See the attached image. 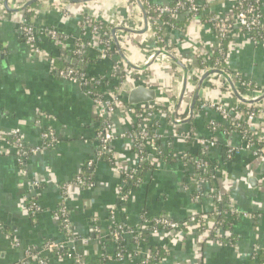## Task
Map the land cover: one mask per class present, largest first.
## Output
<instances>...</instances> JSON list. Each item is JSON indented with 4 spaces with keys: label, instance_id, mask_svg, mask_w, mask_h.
Wrapping results in <instances>:
<instances>
[{
    "label": "crops",
    "instance_id": "obj_1",
    "mask_svg": "<svg viewBox=\"0 0 264 264\" xmlns=\"http://www.w3.org/2000/svg\"><path fill=\"white\" fill-rule=\"evenodd\" d=\"M27 1L9 0V6L19 7ZM236 1L198 0V4L203 11L228 15ZM173 2L150 0L154 5ZM2 3L0 0V6ZM26 11H32L29 21L37 27L36 46L28 43L21 31V23L27 21ZM87 13L110 42L105 57L101 34L87 37L84 32L88 30L84 23ZM0 14V131L8 135L18 130L26 148L40 146L37 153L18 159L11 146L12 137L0 143V150L10 148V153H0V264L19 263L25 250L38 252L46 242L63 241L65 233L54 214L59 190L84 169L90 170L92 182L71 183L67 195L71 229L80 240L82 256L103 258V264H138L129 254L123 261L116 259L113 244L99 238L96 228L106 229L109 221L132 227L144 214L180 224L177 231L149 234L152 243L166 250L154 264H259L257 257L264 251V157H253L245 150L227 157L226 147L241 146L242 138L230 129L229 120L208 104L237 106L233 117L244 123L249 135L264 148V99L241 103L226 82L210 75L201 85L195 102L200 106H194L191 119L174 123L171 114L180 99L176 119L188 117L196 84L205 67L215 64L216 59V67L226 71L234 82L247 80L260 89L255 92L264 91V40L255 41L235 31L225 39L219 38L202 20L204 12L187 16L179 11L172 18L147 13L144 32H116L120 55L111 29L121 25L140 31L144 26L134 0H37L19 12H4L0 7ZM167 20L172 25H162ZM46 28L54 29L58 38L46 36ZM82 39L90 45L79 57L84 58L86 73L94 75L90 87L105 84L103 97L116 92L125 102L138 83L155 90L153 114L140 123L150 135L158 137L167 158H156L150 143L141 142L137 149L135 136L121 137L123 133L135 135L139 121L129 113L126 103L109 117L116 138L101 151L100 132L106 116L99 115L86 94L87 87L62 80L53 70V66L66 67L61 52L75 55L76 44ZM155 49L170 51L188 67L185 85L182 67L166 55H158L155 62L145 65ZM252 96L255 99L257 95ZM247 109L254 111L253 118L245 116ZM46 128H51L52 136L45 141L42 137ZM195 138L212 139L216 145L203 155ZM183 157L204 158L212 164L206 179L192 180ZM131 171H140L141 178L133 189L125 191L123 175ZM250 177L256 181H249ZM215 193H220L228 207L246 213L234 217L228 229L219 227L218 241L209 238L192 220L201 217L206 227L215 224ZM123 195L129 196L126 202L119 201ZM31 203L39 206L34 214L28 211ZM112 205L117 206L113 219L109 215ZM123 247L127 253L133 249L130 235H124ZM143 248L149 251L147 245ZM45 264L75 262L67 256H50Z\"/></svg>",
    "mask_w": 264,
    "mask_h": 264
},
{
    "label": "built area",
    "instance_id": "obj_2",
    "mask_svg": "<svg viewBox=\"0 0 264 264\" xmlns=\"http://www.w3.org/2000/svg\"><path fill=\"white\" fill-rule=\"evenodd\" d=\"M144 7L145 5L151 6V11L157 15H166L168 18L174 17L179 11H183L187 14V16L192 15H201L204 12V16H202V20L207 23L213 31L217 33L219 38L225 39L229 37L231 34L238 32L239 34H244L250 36L255 41L264 40V1L263 0H243L239 5L236 11H232V13L228 15H218L213 14L208 11H203L198 4V0H179L176 1L173 5H154L150 3V0H141ZM240 3V0H237L235 6ZM136 5V4H135ZM234 6V7H235ZM1 10L5 12L3 5L0 6ZM89 13L86 14L84 19V23L91 27V34H99L101 33V28L98 24H96V20L93 19ZM2 15L0 14V18ZM172 25L170 21H165L162 25ZM162 27V26H161ZM21 31L24 35L25 40L28 43L33 45L36 44V31L37 27L29 23L28 21H23L21 23ZM46 36L49 38H58L56 31L52 28H46L44 31ZM106 35L105 33H103ZM90 45L89 41L78 42L76 44V48L74 50L75 55H79L82 52V49L88 48ZM36 46V45H35ZM104 53L102 57H105V54L110 50V42L108 39L103 40ZM219 53H222V48H218ZM151 57V56H150ZM219 64V61L216 59L215 64H209L205 67L206 70H210L212 68H217L216 65ZM54 73L58 76V78L79 84L81 86L87 87L86 94L91 97L94 93L93 88L90 87V81L85 78V73L82 70H78L72 67H56L53 66ZM214 79H221L223 83L225 80L219 76L214 75ZM212 78V77H211ZM237 82V83H236ZM235 84L240 91L241 95L244 97L245 92L254 93L256 95L260 94L262 91L255 92L250 90L251 82L247 80H238ZM263 90V89H262ZM257 97V96H256ZM94 104L97 106L99 115L101 117H105L106 119L103 121V129L100 132V147L101 151L107 150L108 146L112 143V141L116 138L114 133L112 132L113 126L110 122V116H113L115 111L118 108H122L125 102L118 96L113 95L111 97L105 98L102 95L91 97ZM245 98V97H244ZM208 106L216 110L222 117H225L229 120V124L232 127L240 128L241 133L240 136L242 138V145L235 147H226L225 153L227 157H230L233 154H238L240 151L245 150L249 152V154L253 157H264V148L261 147L259 141L249 135L248 127L244 126L242 122L236 120L233 117V113L238 110L237 106H227L222 103H209ZM136 109L129 107L128 111L131 114H134L139 118L138 123L136 124L135 135L133 133H123L121 137L130 136L140 141L136 142L135 147L137 149L140 148V144L142 143H150L152 148L154 149V153L156 158L163 155V150L159 145L158 137H154L149 134L146 126L143 123H140L142 119L146 117H151L153 114V109L150 105H145ZM245 116L248 119L254 117V111L251 109H247L244 111ZM180 120V119H177ZM48 131V133H46ZM45 133L43 134V140L46 141L47 137L52 136L51 128H46ZM7 136L13 138L12 149L14 150V155L19 159L21 155H30L35 154L40 150V146L29 147L26 148L23 144L21 137L19 136L18 130L11 131L6 135V133L0 131V143H5L7 140ZM190 138V136H185V138ZM195 143L201 147V154L205 155L209 147H213L216 145V142L212 139L205 138H195ZM3 147V146H1ZM7 147H3L0 150V153H10ZM184 161L187 163V167L190 172V177L192 180L203 179L205 180L207 177V166L208 162L204 158H191V157H183ZM81 182L80 178L71 181L70 183H65L61 186L59 190V203L58 207L55 210V217L59 220V225L64 234V239L62 242H46L41 251L34 252L32 250H25V256L21 259L19 263L16 264H45L47 258L52 256L61 257L67 256L75 262V264H88L84 260V255H81L79 239L73 235L71 224L69 220V210L67 206V195L68 188L71 183L79 184ZM35 186L39 185V182L33 181ZM128 195H123L120 197V202H126L128 200ZM214 199V211L213 216L215 218V224L212 227L205 226L201 217H192V220L197 222V224L207 233L208 237L212 240L218 241L219 237L216 235V231L223 224V219L228 216L237 217L239 215H245V212L239 211L237 208L228 207L224 199L221 197L220 193H215L212 195ZM117 206L112 205L110 207L109 215H111V219H113L114 213L116 211ZM39 206L36 203H31L28 206V211L30 214H34L38 211ZM147 215L142 214L140 217V222L148 224H152V228L150 233H156L159 230L165 231L167 233L172 231H177L179 229L180 224L177 221L165 219L162 217H153L152 219H147ZM1 228V226H0ZM140 228H128L124 229L121 224H113L112 221H109L108 227L106 229L96 228L97 235L105 242H111L113 244L114 257L119 261H123L124 257L127 254L131 255L134 259L137 260L138 264H149V259L151 256L150 251L144 250V246L142 243V239L140 237ZM71 231V232H70ZM124 235H130L133 242V249L128 253L124 250L123 241ZM15 245H18L17 242L14 241ZM122 247V249H120ZM263 255V261L261 264H264V251L261 253Z\"/></svg>",
    "mask_w": 264,
    "mask_h": 264
},
{
    "label": "water",
    "instance_id": "obj_3",
    "mask_svg": "<svg viewBox=\"0 0 264 264\" xmlns=\"http://www.w3.org/2000/svg\"><path fill=\"white\" fill-rule=\"evenodd\" d=\"M34 1H37V0H29L26 3H23L21 6L14 7V8L9 6V0H3L2 4H3V8L6 11H8V12H19V11H23L24 9H26L27 6L29 4H31L32 2H34ZM63 1H67V2H70V3H84V2H90V1H93V0H63ZM134 2L136 4V6L139 8V10L141 11V14L143 16L144 26H143V28L140 31H135L132 28H129V27H126V26H121V25L120 26L119 25L118 26H114L111 29L112 40H113V42H114V44H115V46L117 48V51H118V53L120 55H122V50H121V48L119 46L118 38L116 37V32L117 31H122L123 33H125V32L126 33H142V32H144L147 29L148 23H147V12H146V9H145L143 3L141 2V0H134ZM61 54L63 56L62 58H63V61H64L66 67H72V68H75V69H82L83 71H85L86 64L83 62L84 58L76 56V55H68V54H66V52H61ZM84 54H85V52H84ZM162 54L166 55L167 57H169L170 59H172L174 62L178 63L182 67L183 76H184V85H185L186 77L188 76V72H189L188 71V67L183 66L179 61H177L170 51L164 50V49H155L152 52V55L150 57L151 58L150 61L147 64H145V65H151L153 62H155L157 56L158 55H162ZM124 60H126V59H124ZM127 65H129L131 67V64L127 63ZM134 68H136L137 70L138 69L142 70L144 67H142V68L141 67H134ZM210 75H219V76H221L225 80L227 85L229 86V88H230L231 92L233 93V95L241 103L254 104V103L259 102V101L264 99V91H262L260 94H258L257 97L255 99L251 100V101L245 99L241 95L240 91L238 90L235 82L231 79L230 75L226 71H223V70L218 69V68H212L210 70H206L201 75L200 79L198 80V82L196 84V87L194 89V92H193V95H192V99H191V102H190V105H189V115H188V117L185 118V119H180V120L176 119V111H177V108H178V104L181 101L179 99L177 104L173 107V110H172V114H171L172 122H174V123H183V122H186V121L191 119V117L193 115V111H194L195 102H196V99L198 97L201 85H202L203 81H205V79L207 80V78ZM155 98H156V93H155V90L153 88L147 87L143 83H138L128 93V95L126 96V99L124 101L129 107L137 109V108H140V107L145 106V105L153 104L155 102ZM248 180L251 181V182L256 181V180H254L251 177ZM94 235L95 234L92 233V237Z\"/></svg>",
    "mask_w": 264,
    "mask_h": 264
},
{
    "label": "trees",
    "instance_id": "obj_4",
    "mask_svg": "<svg viewBox=\"0 0 264 264\" xmlns=\"http://www.w3.org/2000/svg\"><path fill=\"white\" fill-rule=\"evenodd\" d=\"M242 1L243 0H240V3L234 7L233 11H236L238 9V7L242 3ZM246 1H250V0H246ZM175 2H176V0H175ZM175 2H173L171 5H173ZM145 9H146L147 13H149V15H152L151 6L145 5ZM31 13H32V11H26L25 14H26V20L27 21H29ZM161 18H166V16H162ZM86 26L88 27L87 28L88 30H86L84 32H86L87 37L88 36L90 37L91 27L89 25H86ZM105 31L106 30L104 29V32ZM100 34H101V38L102 39H106L104 34H102V33H100ZM91 36H92V34H91ZM86 41L84 39H82V42H86ZM60 68H62V67H60ZM84 73H85V78L88 81H91L93 79L94 75H92V77H91V75L86 73V71H84ZM122 74L124 75V73H122ZM104 85L105 84H103V85L99 84L96 88H94L93 89L94 93L91 95V97L102 95L103 91H104L103 90L104 89ZM249 88H250V90H253V91L260 90L259 88L255 87V85H253V84H251ZM199 106H200L199 102H197L195 104V109H198ZM136 111L138 112L139 109H136ZM243 125L245 126V124H243ZM230 129L236 130L239 134L241 133L240 132L241 131L240 128H235V127L232 126V127H230ZM136 142L140 143V141L138 139H136ZM260 146L262 147V145H260ZM162 157L163 158H167V155L163 153ZM211 167H212V164L207 166L206 170H207L208 174L211 172L210 171ZM90 173H91L90 170L84 169V171L81 172L79 175H75L73 180H76L77 178H80V180H81V182L79 183L80 185H82V184L88 185V184H90L92 182V178L90 176ZM141 174L142 173L140 171H136V172L135 171H131V172H128L125 175H123V179L125 180V191H129V189H133L139 183V180L141 178ZM153 217H155V216H148L147 219H152ZM223 220L224 221H223L222 227L225 228V229L226 228L228 229L229 226L233 223L234 217L233 216H228V217H225ZM122 227L124 229L135 228V227L136 228H140L139 229L140 232H141L140 237L142 239L143 246L147 245V247H148V249H149V251L151 253V256H152L149 259V264H154L158 260H160L162 257L165 256L166 250L161 245H157V244L152 243L150 241L149 234H150V231H151V228H152V224L151 223L145 224V223H142V222L139 221V223H137L136 225H134L132 227H130V226L126 227L125 225H122ZM120 249H122V247H120ZM84 260L88 264H103V262H104L103 258L102 259H97V260H91V259H89L87 257H84ZM257 260H258L259 264H261L262 261H263V255L262 254L258 255Z\"/></svg>",
    "mask_w": 264,
    "mask_h": 264
},
{
    "label": "bare ground",
    "instance_id": "obj_5",
    "mask_svg": "<svg viewBox=\"0 0 264 264\" xmlns=\"http://www.w3.org/2000/svg\"><path fill=\"white\" fill-rule=\"evenodd\" d=\"M244 97H245V99H247V100H249V101L253 100V99H252V98H253L252 93L245 92V93H244Z\"/></svg>",
    "mask_w": 264,
    "mask_h": 264
},
{
    "label": "rangeland",
    "instance_id": "obj_6",
    "mask_svg": "<svg viewBox=\"0 0 264 264\" xmlns=\"http://www.w3.org/2000/svg\"><path fill=\"white\" fill-rule=\"evenodd\" d=\"M29 23H32L31 21H28ZM33 24V23H32ZM113 95H117V93L115 92Z\"/></svg>",
    "mask_w": 264,
    "mask_h": 264
}]
</instances>
